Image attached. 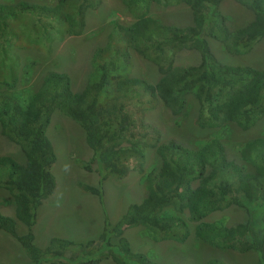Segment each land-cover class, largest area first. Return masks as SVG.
Masks as SVG:
<instances>
[{
  "label": "trees",
  "instance_id": "1",
  "mask_svg": "<svg viewBox=\"0 0 264 264\" xmlns=\"http://www.w3.org/2000/svg\"><path fill=\"white\" fill-rule=\"evenodd\" d=\"M223 0H121L134 18L128 24L112 22V33L96 47L90 62L93 71L80 90L74 91L65 72L48 70L35 90L17 88L22 75L17 48L46 41L51 47L65 35L83 32L86 12L98 0H58L54 5L19 0L0 2V134L18 147L22 159L0 155V187L13 197L14 216L0 213V229L14 238L29 257V264L59 258L93 264L110 258L115 264L160 263L146 253L133 251L122 233L143 226L154 241L185 242L191 234L219 249L254 252L256 264H264V136L247 140L241 147L244 160L257 155L250 172L229 158L219 136L195 147L174 139L161 141L156 126L143 122V95L160 101L174 116L186 111L188 96L198 103L196 123L213 127L233 122L248 129L264 115V69L220 61L209 39L228 54L247 53L264 36V0H234L252 13L246 24L231 29L220 10ZM183 4L191 22L167 23L150 13L153 4ZM35 34V36H33ZM152 62L159 78L154 82L131 74V52ZM182 51H195L197 63L176 64ZM21 74V75H19ZM54 110L74 120L83 130L94 159L101 161L104 175L97 185L79 183L102 203L103 180L125 177L129 161L142 174L145 193L128 205L114 224L106 216L97 239L77 242L52 237L43 249L34 243L32 225L41 202L55 189L51 171L56 161L47 135ZM145 147L155 149L159 165L145 172ZM82 166H90L82 162ZM231 205L243 208L244 222L225 225L206 217ZM26 226L18 234L16 221ZM118 238L117 244L110 236ZM104 250V253H102ZM68 254V255H67ZM206 264H225L210 258Z\"/></svg>",
  "mask_w": 264,
  "mask_h": 264
},
{
  "label": "rangeland",
  "instance_id": "2",
  "mask_svg": "<svg viewBox=\"0 0 264 264\" xmlns=\"http://www.w3.org/2000/svg\"><path fill=\"white\" fill-rule=\"evenodd\" d=\"M19 0H0L12 3ZM47 5H54L58 0H25ZM220 10L227 15L231 29L240 27L252 18V13L234 0H223ZM150 13L167 23L185 25L191 22L190 10L183 4L163 2L155 3ZM121 0H98L97 6L86 12L83 32L79 35H65L62 40H55L47 47L42 40L39 45L29 48H17L15 53L20 57L22 68L27 67L29 81L22 75L17 81V88L35 90L48 70L65 72L71 78L74 91L80 90L93 71L90 62L96 47L103 46L112 33V22L122 24L133 21ZM113 34V33H112ZM35 36V34L33 35ZM213 54L222 62L251 65L264 69V36L257 41L247 53L228 54L219 42L209 39ZM199 55L195 51H182L176 56V64L197 63ZM131 74L154 83L159 78L155 65L131 52ZM5 86L0 84V91ZM143 95V122L156 126L161 133V141L174 139L190 147H195L212 136H219L226 147L230 159L243 166L247 171H254L257 155L251 159L241 158L242 145L249 139L264 136V115L248 129H242L233 122H223L213 127H201L195 119L198 103L188 96L186 111L174 116L160 101L146 100ZM47 135L53 145L56 161L51 167L55 178V189L45 198L36 210L32 225L34 243L43 249L52 237L84 242L97 239L103 228L106 216L110 224H114L128 205L139 202L145 193L142 174L134 166L136 161H129L128 174L122 178L107 176L103 180L102 203L95 194L83 190L79 183L97 185L100 175H104L101 161L94 159L93 151L87 146L82 128L71 118L54 110ZM143 169L145 172L159 165L160 159L155 149L145 147ZM10 154L17 160L22 159L16 145L0 134V155ZM82 162L90 166L86 169ZM264 180V179H263ZM264 185V184H263ZM0 213L14 216L12 195L0 187ZM248 218L243 208L231 205L223 210L215 211L206 217L208 221H218L225 225L244 222ZM18 234L26 232V226L16 221ZM122 236L128 240L133 251L146 253L160 263L174 264H206L212 258H218L225 264H256L254 252L240 253L234 250H219L199 239L193 234L183 243L165 239L154 241L143 226L128 227ZM110 242L117 244L118 238L110 236ZM104 253V250L103 252ZM68 255V254H67ZM29 257L22 246L9 234L0 229V264H29ZM41 264H81L77 260L66 262L59 258L43 259ZM93 264H115L110 258H103Z\"/></svg>",
  "mask_w": 264,
  "mask_h": 264
}]
</instances>
